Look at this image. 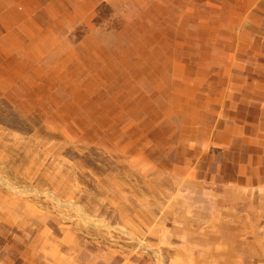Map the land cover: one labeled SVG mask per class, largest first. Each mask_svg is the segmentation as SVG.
<instances>
[{"label":"rangeland","instance_id":"374dc122","mask_svg":"<svg viewBox=\"0 0 264 264\" xmlns=\"http://www.w3.org/2000/svg\"><path fill=\"white\" fill-rule=\"evenodd\" d=\"M239 1L0 0V264L168 255L221 103L263 69Z\"/></svg>","mask_w":264,"mask_h":264},{"label":"crops","instance_id":"0c3cea01","mask_svg":"<svg viewBox=\"0 0 264 264\" xmlns=\"http://www.w3.org/2000/svg\"><path fill=\"white\" fill-rule=\"evenodd\" d=\"M238 4L248 15L264 8V0ZM251 24L260 37L242 44L263 69L221 103L206 176L185 188L189 206L168 255L148 264H264V21Z\"/></svg>","mask_w":264,"mask_h":264}]
</instances>
